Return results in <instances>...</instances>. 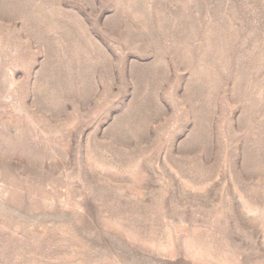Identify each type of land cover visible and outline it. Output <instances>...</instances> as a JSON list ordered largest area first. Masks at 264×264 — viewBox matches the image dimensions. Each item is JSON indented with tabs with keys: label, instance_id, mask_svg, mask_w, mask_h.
Masks as SVG:
<instances>
[{
	"label": "rangeland",
	"instance_id": "obj_1",
	"mask_svg": "<svg viewBox=\"0 0 264 264\" xmlns=\"http://www.w3.org/2000/svg\"><path fill=\"white\" fill-rule=\"evenodd\" d=\"M0 264H264V0H0Z\"/></svg>",
	"mask_w": 264,
	"mask_h": 264
}]
</instances>
